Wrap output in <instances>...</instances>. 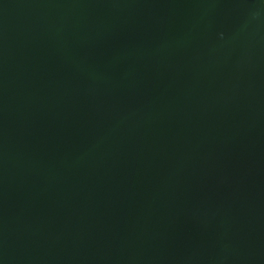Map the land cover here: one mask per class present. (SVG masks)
Listing matches in <instances>:
<instances>
[{"label":"water","instance_id":"1","mask_svg":"<svg viewBox=\"0 0 264 264\" xmlns=\"http://www.w3.org/2000/svg\"><path fill=\"white\" fill-rule=\"evenodd\" d=\"M0 264H264V0H0Z\"/></svg>","mask_w":264,"mask_h":264}]
</instances>
